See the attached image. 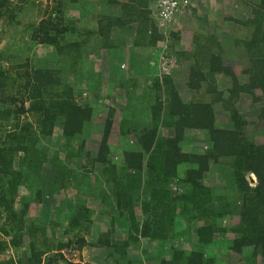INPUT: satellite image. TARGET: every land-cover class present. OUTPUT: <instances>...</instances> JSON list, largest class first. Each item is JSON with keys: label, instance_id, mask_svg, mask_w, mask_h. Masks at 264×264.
<instances>
[{"label": "trees", "instance_id": "trees-1", "mask_svg": "<svg viewBox=\"0 0 264 264\" xmlns=\"http://www.w3.org/2000/svg\"><path fill=\"white\" fill-rule=\"evenodd\" d=\"M35 1L24 4L35 5ZM42 1L46 4L43 17L25 30L32 46L54 50L56 56L48 67L38 68L29 61L17 64L15 48L0 51V255L24 248L20 256L0 264H79L62 253L74 245L79 251L85 246L97 248L112 264H142L138 258L128 260L132 245L167 239L193 243L191 251L175 250L158 264H214L211 250L223 245L220 237L227 230L233 236L230 253L242 255L252 249V260L258 255L264 258V141L250 140L249 123L237 110L242 96L249 98L264 132V0H235L250 9L251 17L239 22L248 30L246 37L218 34L216 26L203 33L198 25L190 49L177 52L165 41L168 33L173 43L180 41L178 34L168 31L180 13H174L163 27L156 20L157 0H99L102 10L92 30L76 29V23L64 16L68 4L78 6L85 0ZM21 10L20 5L0 0V23L7 25L0 39L8 30H16ZM132 26L136 28L132 41L114 37ZM92 41L96 45L90 53L122 49L130 54L131 73L137 76L120 81L124 109L116 119L115 109L108 108L94 157L84 150L92 108L76 102L65 82L66 70L53 69L58 60L66 65L69 60L80 61ZM234 55L246 63L245 81L240 82L228 62ZM172 59L186 64L182 80L192 93L188 99L175 86L174 77L181 70L176 63L171 65ZM141 61L145 72L138 74ZM158 66L161 71L156 75ZM223 83L228 87L219 90L217 85ZM217 105L226 116L224 123H218ZM188 133H206L208 147L199 153L185 152ZM55 136L58 141L50 156L48 145ZM114 140L117 144H112ZM60 153L74 159L75 165L63 164ZM219 164L228 166L233 200L205 184L204 176ZM43 180L60 195L56 215L50 214L56 219L54 226H66L52 242L46 241L41 216L28 214L31 204L43 203L41 189L35 190ZM69 190L78 192L80 199L76 195L69 200L65 196ZM51 201L49 196L44 206L52 207ZM235 210L236 226L225 228ZM99 216L107 217L108 228L97 232L95 242L70 232L78 229L91 237L89 226ZM177 223L181 228L175 233ZM119 226H126L128 237L112 241ZM63 235L67 242L63 243ZM252 260L249 263L255 264Z\"/></svg>", "mask_w": 264, "mask_h": 264}, {"label": "rangeland", "instance_id": "rangeland-1", "mask_svg": "<svg viewBox=\"0 0 264 264\" xmlns=\"http://www.w3.org/2000/svg\"><path fill=\"white\" fill-rule=\"evenodd\" d=\"M9 1L15 6H22V10L18 13L16 18V21H18L16 30H8L6 34L1 36L0 51L8 47L15 48L17 59L14 61L17 62V64H25L29 61L30 65H35V67L38 68L48 67L53 56H56L54 50L44 46H32V44L28 42V35L30 33L25 30L30 24H37L41 20L46 10L45 2L42 0H36L35 5H26L24 4L25 0ZM115 1L121 3L126 0ZM100 5L101 3L99 0H85L84 4L78 6L68 4L64 9V16L66 20L76 23V29H86L89 27L92 30L97 25V13L99 10H102V6ZM178 13H180V16L177 18L175 25L170 26L168 31L178 34L180 36V41L177 44L173 43L174 41L168 37L169 33L166 35L167 39L165 41L168 45L171 42V45H174L173 50L176 52L180 50L188 51L190 49L193 40L192 37L197 31L198 25L204 29L203 33L209 32L211 27L216 26L218 34H221V32H228L233 38H244L248 34V30L242 27L239 22H244L247 18L251 17L250 9L248 7L243 8L235 0H198L193 3L190 8L184 9ZM156 20L157 23L162 22L157 17ZM163 25V27H167V23L164 22ZM6 26L5 22H1L0 32H2ZM135 29V26L124 29L123 32L116 33L114 37L124 40L125 42H130L135 37ZM74 38L77 39V36ZM95 45L96 41H92L91 44L85 48L80 61L69 60L66 65L65 63L63 64V60H58L59 63L55 62L53 65V69L59 70V68H64V70H66V74L64 75L65 82L73 91L76 102L80 105H89L92 108L91 129H89L90 131L84 135V150L85 152H89L93 157L97 151L98 143L102 135L105 114L108 108L112 107L115 109L116 119L120 117V112L124 109V97L121 95L124 92L123 90L120 91L118 88L120 81L134 76H132L131 66L128 62V60L131 61V58H129L130 54H125L126 52L122 49H113L109 52L102 50L94 54L90 53ZM161 56L162 54L159 53L158 58L160 59ZM240 57L239 55L230 56L228 62L233 67L234 73L241 82L245 81V77L242 75L246 63H244L245 61H241L239 59ZM170 61L171 65L176 63L173 59ZM176 67L177 70H181V73L174 77L175 86L180 91L183 98L188 99L191 97L192 93L186 90L185 83L182 80L184 71H186V64L178 65ZM143 68L144 63L141 61L139 69H136V72L138 74H143L145 72ZM159 71H161L160 66L154 70L156 75L159 74ZM61 77L63 78V76ZM227 87V83H223V87L220 84L219 86L217 85L219 90ZM242 97L243 98L237 104L238 113L247 123H249L250 127L248 129L251 136L250 140L255 141L256 143H262L264 141L263 125L255 120L257 110L251 105L249 98L246 96ZM215 114L218 123L225 122L226 116L220 111L218 105L215 107ZM31 119V116H29V120ZM167 134L168 132L166 135ZM57 137L58 136L53 137L52 142L49 145L44 143L45 145H48L50 156L52 155L54 147L58 141ZM112 144H117V140H114ZM73 146L76 147L77 145L75 144ZM206 147H208L206 133H188L186 143L183 145V150L185 152L195 151L199 153L201 150L206 149ZM58 158L63 160V164L71 162L72 165H75L76 162L74 159L69 160L65 158L63 153H60ZM112 160L115 162L118 160V157L115 156ZM219 165L212 166L211 172L204 176L205 184L212 188L214 192H223L228 200H233L236 195L232 189V178L230 177L228 166H222L223 164ZM92 176L93 177L90 178H94V175ZM48 178L50 179V177ZM44 179L46 180V178ZM39 188L41 189V194L43 196L41 197L43 203L41 205H38V203L31 204L28 214L31 218L41 216L40 225L44 231L46 241L52 242L57 240L60 233L62 231L64 232L66 229L64 223L60 224V226H54L56 219L53 218V216H50V214L56 215V202H59L58 199L60 195L53 189V187L49 186V182L44 181L38 183L35 190ZM19 192L22 194L25 193L24 190H19ZM77 193L78 192L75 190H69L66 192L65 196L68 197L69 200H75L74 196H76ZM49 196L52 198V207H50V203L48 206H44L46 204L45 202L49 199ZM76 198L80 199L79 196ZM19 202L20 196H17L15 203L17 209L20 206ZM63 205H65L64 200ZM82 205L86 206L87 204L83 203ZM97 212L99 211L97 210ZM237 213V210L233 211V215L229 218V221L227 219L224 223L225 228L229 229L230 227L234 228L236 226L238 222ZM229 225L230 227H228ZM106 227L108 228L107 217L99 216L98 218H95L89 226L91 237L86 236V232H81L78 229L71 230L70 232H72V235L75 233H78L79 236L83 235V238H85L88 243H92L95 242L97 232L104 231ZM180 228V225L177 223L174 228L175 233H178ZM127 232L128 230L126 226L116 227V232H113L111 235L112 241L127 238ZM72 235H68V238H72ZM232 237L233 236L229 234L227 230L224 237H220V241L221 239L224 240L222 242L223 245H216L215 248L211 250L215 258L214 264H250L249 261L252 260V249L244 250L242 255H234L228 251V243L232 240ZM215 239L217 241L219 240L218 237H215ZM64 242H67L66 235H63V243ZM143 243L144 242H136L132 245V248L129 251V261L133 262L138 258L142 264H158L160 258H167L175 250H183L185 253L191 251L190 248L193 244L187 243L183 239H167L162 243H159L158 241L149 244ZM27 244L28 241H26L25 245ZM76 248L77 247L74 245L71 246V248L63 249L62 253L69 262L79 264H112L107 254L102 253L97 248L85 246L81 251ZM20 249L21 250H17L16 253L12 250H8L1 254L0 262L20 256L24 248L21 246ZM246 258H250V260L246 261ZM253 259L254 260L252 261H254L255 264H264V258L260 255ZM61 264H66V262Z\"/></svg>", "mask_w": 264, "mask_h": 264}, {"label": "built area", "instance_id": "built-area-1", "mask_svg": "<svg viewBox=\"0 0 264 264\" xmlns=\"http://www.w3.org/2000/svg\"><path fill=\"white\" fill-rule=\"evenodd\" d=\"M198 0H157L156 1V14L160 21L163 23L172 19L175 12H180L184 8L190 7Z\"/></svg>", "mask_w": 264, "mask_h": 264}, {"label": "clouds", "instance_id": "clouds-1", "mask_svg": "<svg viewBox=\"0 0 264 264\" xmlns=\"http://www.w3.org/2000/svg\"><path fill=\"white\" fill-rule=\"evenodd\" d=\"M191 6H192V5H191ZM191 6H190V7H191ZM190 7H188V8H190ZM184 9H187V8H184ZM184 9H182V10H184ZM178 12H179V11H178ZM178 12H175V13H178ZM180 12H181V11H180ZM171 20H172V19H171ZM171 20H170V21H171ZM162 24H164V23H162ZM249 178H253V179H254L253 176H250ZM254 180H255V179H254ZM253 184H255V182H254ZM251 185H252V184H251Z\"/></svg>", "mask_w": 264, "mask_h": 264}, {"label": "water", "instance_id": "water-1", "mask_svg": "<svg viewBox=\"0 0 264 264\" xmlns=\"http://www.w3.org/2000/svg\"><path fill=\"white\" fill-rule=\"evenodd\" d=\"M254 182H255V180H254L253 178H250V179H249V183H250V184H253Z\"/></svg>", "mask_w": 264, "mask_h": 264}]
</instances>
